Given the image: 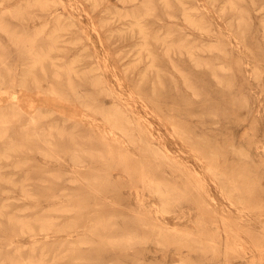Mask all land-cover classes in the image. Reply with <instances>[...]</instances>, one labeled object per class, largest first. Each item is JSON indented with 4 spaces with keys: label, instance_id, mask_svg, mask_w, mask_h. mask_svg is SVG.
Returning a JSON list of instances; mask_svg holds the SVG:
<instances>
[{
    "label": "rangeland",
    "instance_id": "rangeland-1",
    "mask_svg": "<svg viewBox=\"0 0 264 264\" xmlns=\"http://www.w3.org/2000/svg\"><path fill=\"white\" fill-rule=\"evenodd\" d=\"M0 264H264V0H0Z\"/></svg>",
    "mask_w": 264,
    "mask_h": 264
},
{
    "label": "bare ground",
    "instance_id": "bare-ground-1",
    "mask_svg": "<svg viewBox=\"0 0 264 264\" xmlns=\"http://www.w3.org/2000/svg\"><path fill=\"white\" fill-rule=\"evenodd\" d=\"M111 133V132H110Z\"/></svg>",
    "mask_w": 264,
    "mask_h": 264
}]
</instances>
